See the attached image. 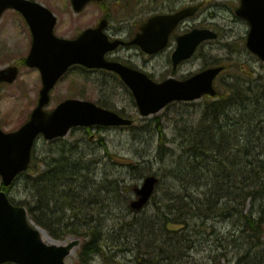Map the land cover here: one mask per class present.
Segmentation results:
<instances>
[{
  "label": "trees",
  "instance_id": "trees-1",
  "mask_svg": "<svg viewBox=\"0 0 264 264\" xmlns=\"http://www.w3.org/2000/svg\"><path fill=\"white\" fill-rule=\"evenodd\" d=\"M220 64L213 61L207 66ZM220 80L226 85L223 91L217 98H208L198 122L184 129L182 153L176 168L166 176L175 182L173 187L166 184L163 199L155 204L156 216L147 214L140 236H135L139 238L134 246L136 264H184L187 250L195 245V240L185 236L184 229L180 235L171 226L184 225L188 229L193 221L201 225L200 234L206 231L208 242L214 240L218 252L214 258L227 256L230 248H234L238 264L264 263L261 258L264 257V79L243 83L239 79L232 83ZM230 121L235 127L233 132L226 127L231 125ZM164 138L160 130L159 154L166 163L168 154L172 158L176 154L165 149ZM73 149L64 145L59 156L47 154L41 160L46 166L43 170L35 155L30 169L14 182L25 184L26 197L12 200L27 207L31 219L53 238L67 235L84 238L82 263L98 254L114 263L126 264L108 255L110 249L106 248H111L115 238L105 231L101 215L117 209L121 203L125 205L127 200L117 197V186L101 187V184L94 188L90 170L76 161ZM162 181L163 178L161 184ZM12 188L1 185L7 193ZM156 201L154 196L153 202ZM95 211L99 216H95ZM209 222H226L231 229L224 235L208 228ZM156 232L167 238L153 236ZM237 238H243L244 243L237 244ZM129 244V240H124L122 245Z\"/></svg>",
  "mask_w": 264,
  "mask_h": 264
},
{
  "label": "rangeland",
  "instance_id": "rangeland-1",
  "mask_svg": "<svg viewBox=\"0 0 264 264\" xmlns=\"http://www.w3.org/2000/svg\"><path fill=\"white\" fill-rule=\"evenodd\" d=\"M40 1L49 4L52 8L53 0ZM196 1L204 2L203 8L197 16L187 22V26L201 25L215 28L221 32L220 39L206 42L198 55L183 63L173 73L172 65L167 61L166 54L152 59L142 50L133 49V57L138 67L152 74L156 80L161 81L171 75L181 79L187 78L207 64L219 61L229 66V69L227 68L221 76V79H226L228 83L237 79L241 83L249 79H264V64L249 53L244 45L249 25L235 14L234 3L237 6L238 0ZM59 2L60 4L57 5L60 10H58L59 22L56 29L58 35H73L74 32L79 31L77 27L83 29L96 22L99 14L96 6L90 5L81 15L75 13L70 6L68 7L66 0H59ZM25 22L17 11L9 10L4 14L0 22V68L12 63H21L20 61L28 55L32 35ZM136 51L137 54H135ZM20 68L18 80L12 84L4 85L0 90V126L7 131L15 130L27 121L37 105L39 91L42 87L41 74L37 68H31L25 64H21ZM225 86L221 81L220 90L223 91ZM71 97L92 101L115 111H123L126 116L133 118L135 123L131 127L123 128L94 127L90 130L75 128L55 143L41 137L36 147V155L40 161L47 154L53 157L59 156L64 145L70 149L76 147V153H74L77 156L76 161L91 168L92 178L98 185L117 186L120 190L117 197L120 200L134 197L133 186L140 185L149 171L156 172L163 178L162 184L157 190V201L147 208L145 211L147 213L143 218L142 216L134 218L122 203L119 208H112L111 213L107 216L105 214L101 216L105 231L111 233L115 238L114 243L108 242L111 244V248L106 249L118 251V259L121 262L136 264L133 252L136 250L134 246L139 238L136 239L135 236H140L139 231L142 230V225L148 219V215L156 216L157 207L155 204L163 199L166 184L173 187L175 182L167 179L166 176L169 175L170 170L176 168L178 157L182 153L180 146L185 141V138L182 137L184 129L198 122L208 98L204 97L191 102H175L156 114L142 116L131 91L120 78L113 73L101 70L85 71L80 68L71 69L58 82L52 90L51 103L47 109H53L61 101ZM230 124L226 127L233 132L235 127L232 121ZM160 130L165 135V149L168 148L169 151L172 150L173 154H176L173 158L171 154H168L166 163L161 161L158 153L161 144ZM39 163L40 169L46 167L44 162ZM1 183L0 177V186ZM26 189L24 183H16L10 193L11 198L21 201L27 195ZM248 205H246V210ZM95 216H99L97 211H95ZM193 222L192 226L183 233L196 239V247L187 250L184 264L190 261H195V264H216V261L225 264H238V253L234 248H230L227 256L214 258L218 254L214 249L216 246L214 240L208 242L207 237L200 234L201 225L196 224V221ZM121 224L124 228H120ZM215 227L224 235H227L231 229L226 222H216ZM147 234L151 235L148 232ZM246 234L248 235V233ZM153 236L159 237V239L167 238L159 232L154 233ZM76 238L78 237L67 235L57 240L56 243L62 244ZM81 240L85 241L82 238ZM124 240H129L130 244L126 248L130 250H118L120 243H123ZM262 240H264V236ZM243 243V238H237V244ZM81 251V246L74 249L69 258V264H121L114 263L111 258L103 255H92L88 263H82V260L80 261Z\"/></svg>",
  "mask_w": 264,
  "mask_h": 264
},
{
  "label": "water",
  "instance_id": "water-1",
  "mask_svg": "<svg viewBox=\"0 0 264 264\" xmlns=\"http://www.w3.org/2000/svg\"><path fill=\"white\" fill-rule=\"evenodd\" d=\"M88 1L73 0V4L77 11H81ZM10 8L22 13L32 31L33 43L26 64L39 68L43 87L38 105L28 122L13 132L0 128V175L6 186L28 169L39 134L51 140L66 136L76 126H129L133 123L132 119L124 118L117 112L77 98L67 99L52 112H47L45 106L50 102L51 90L73 64L117 72L133 91L140 113L145 116L160 111L172 101L195 100L204 94L217 93L213 82L223 67L209 68L184 81L169 78L157 83L142 71L105 59V53L117 46V42H110L104 33L107 20L70 40L55 35L56 15L37 1L0 0V20ZM194 11L195 8H188L149 20L133 42L147 52L160 50L179 21ZM237 14L250 23L248 48L264 61V0H242ZM216 37L217 34L209 29H195L179 37L173 55L174 64L190 58L203 41ZM18 74L19 68L14 65L0 69V84L14 82ZM158 181L155 175L145 178L143 186L136 190L138 199L131 202L133 209L139 210L148 202ZM79 243L78 239L66 245L45 242L41 231L29 222L26 208L14 205L6 192L0 190V264L8 261L18 264H67L65 258Z\"/></svg>",
  "mask_w": 264,
  "mask_h": 264
},
{
  "label": "flooded vegetation",
  "instance_id": "flooded-vegetation-1",
  "mask_svg": "<svg viewBox=\"0 0 264 264\" xmlns=\"http://www.w3.org/2000/svg\"><path fill=\"white\" fill-rule=\"evenodd\" d=\"M40 1V0H38ZM68 7L73 9L72 0H66ZM42 2V1H40ZM43 3V2H42ZM50 6L47 3H43ZM59 0H53L52 10L57 14L59 22ZM199 5V11L202 9L204 2H197L196 0H103V1H93L88 4L80 14L83 15L86 9L90 6H96L98 9V16L96 22L89 24L88 27H96L103 19H107V27L105 29L109 38L113 41L119 39L122 41L121 46L114 50L107 52L106 57L109 60L119 61L123 64L139 68L134 60L133 49L140 50L138 45L132 43L135 36L139 33L141 25L146 22L149 18L157 14H171L178 12L179 10L186 8L189 5ZM236 6V3H234ZM68 9V8H67ZM59 10V11H58ZM74 10V9H73ZM199 13V12H198ZM192 19L183 20L170 34L169 43L166 48L156 52L154 54L148 55L150 58L155 59L157 56H162L166 54L167 61L172 63V53L177 42V38L180 34L187 32L191 27L187 26V22ZM218 24V23H217ZM201 26V25H199ZM203 27V26H201ZM87 28V27H86ZM57 29V26H56ZM85 29V28H84ZM77 32L73 35L67 36L70 38L77 37L83 29L77 27ZM57 33V32H56ZM58 34V33H57ZM137 54V51L135 52ZM179 67V66H178ZM177 67V68H178ZM172 68L176 70L172 65ZM4 85V84H2Z\"/></svg>",
  "mask_w": 264,
  "mask_h": 264
},
{
  "label": "bare ground",
  "instance_id": "bare-ground-1",
  "mask_svg": "<svg viewBox=\"0 0 264 264\" xmlns=\"http://www.w3.org/2000/svg\"><path fill=\"white\" fill-rule=\"evenodd\" d=\"M43 232H44V231H43ZM44 234H45V238H46V239H49L47 233L45 232ZM49 240H50V239H49Z\"/></svg>",
  "mask_w": 264,
  "mask_h": 264
}]
</instances>
